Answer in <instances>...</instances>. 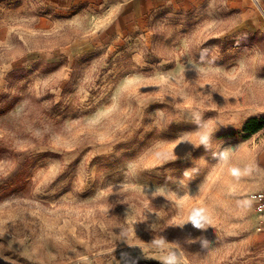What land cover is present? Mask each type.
<instances>
[{
  "label": "rangeland",
  "instance_id": "rangeland-1",
  "mask_svg": "<svg viewBox=\"0 0 264 264\" xmlns=\"http://www.w3.org/2000/svg\"><path fill=\"white\" fill-rule=\"evenodd\" d=\"M260 193L264 0H0V264H264Z\"/></svg>",
  "mask_w": 264,
  "mask_h": 264
},
{
  "label": "trees",
  "instance_id": "trees-1",
  "mask_svg": "<svg viewBox=\"0 0 264 264\" xmlns=\"http://www.w3.org/2000/svg\"><path fill=\"white\" fill-rule=\"evenodd\" d=\"M255 123H256L255 119H252L249 122H247L243 127V132L247 134L255 133L257 130L261 128L260 126L255 127ZM135 264H157V263L139 262Z\"/></svg>",
  "mask_w": 264,
  "mask_h": 264
},
{
  "label": "built area",
  "instance_id": "built-area-1",
  "mask_svg": "<svg viewBox=\"0 0 264 264\" xmlns=\"http://www.w3.org/2000/svg\"><path fill=\"white\" fill-rule=\"evenodd\" d=\"M258 201L260 203V209L264 212V193L258 195Z\"/></svg>",
  "mask_w": 264,
  "mask_h": 264
},
{
  "label": "clouds",
  "instance_id": "clouds-1",
  "mask_svg": "<svg viewBox=\"0 0 264 264\" xmlns=\"http://www.w3.org/2000/svg\"><path fill=\"white\" fill-rule=\"evenodd\" d=\"M195 227H199L198 225H194ZM168 264H174V258H170L169 260H168Z\"/></svg>",
  "mask_w": 264,
  "mask_h": 264
},
{
  "label": "crops",
  "instance_id": "crops-1",
  "mask_svg": "<svg viewBox=\"0 0 264 264\" xmlns=\"http://www.w3.org/2000/svg\"><path fill=\"white\" fill-rule=\"evenodd\" d=\"M246 1V0H245Z\"/></svg>",
  "mask_w": 264,
  "mask_h": 264
}]
</instances>
